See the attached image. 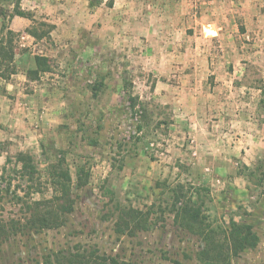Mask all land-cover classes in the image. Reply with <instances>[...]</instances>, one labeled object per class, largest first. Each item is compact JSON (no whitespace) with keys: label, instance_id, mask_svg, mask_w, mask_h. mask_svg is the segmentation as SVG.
<instances>
[{"label":"rangeland","instance_id":"1","mask_svg":"<svg viewBox=\"0 0 264 264\" xmlns=\"http://www.w3.org/2000/svg\"><path fill=\"white\" fill-rule=\"evenodd\" d=\"M17 2L33 17L0 15V39L4 22L17 33L16 73L0 76V94L39 101L18 107L9 132L0 124V264H45L77 249L128 264H201L202 237L167 211L150 230H115L118 207H164L157 183L178 182L209 187L216 232L237 222L258 233L228 264H264V0H0V11ZM36 55L48 71L31 73ZM124 73L148 108L138 134L119 108ZM20 152L33 156V182ZM63 156L72 212L56 228H23L34 202L56 195L48 165Z\"/></svg>","mask_w":264,"mask_h":264},{"label":"trees","instance_id":"2","mask_svg":"<svg viewBox=\"0 0 264 264\" xmlns=\"http://www.w3.org/2000/svg\"><path fill=\"white\" fill-rule=\"evenodd\" d=\"M4 20L8 17L10 20L14 16L32 18L33 14L22 9L20 2H17L10 14L6 11H0ZM46 24L47 23H42ZM53 27V26H52ZM4 31L0 39V76L9 79L16 69L14 66V48L15 36L17 33L9 28L4 22L2 26ZM30 34L35 38H42L50 34L49 31L40 33L37 30H31ZM36 66L34 73L39 71H48L50 69L46 59L42 55L35 56ZM120 111L131 118V128L138 134L150 124L148 108L138 95L133 92V82L129 79L127 73L123 76V91L121 96ZM140 141V136H135ZM92 146L98 145L97 139H90ZM123 143L119 147L123 149ZM3 152L0 141V155ZM152 156V155H151ZM17 161L21 163V174L29 181H35L38 172L34 163L33 156L20 152L17 155ZM245 168H249L245 165ZM82 172V173H81ZM84 169L78 172V183L81 184ZM48 174L51 184L56 190L53 198L45 201H35L32 207L30 217L27 219L23 228L39 230L44 228H56L64 224L66 215L72 212L74 208V199L72 198L73 177L69 166L66 163L65 156L61 157L55 163L48 165ZM157 187L163 190L158 195L167 194L166 205L153 203L147 210L134 207H118L117 221L115 223L116 232L126 235H135L138 231H147L157 224L159 219L152 215L158 212L166 211L174 215V221L181 227L188 229L200 235L205 242V246L197 253V259L201 264H228L233 257L239 256L247 248H254L259 243V235L248 224H239L233 222L231 229L226 234L216 232L210 225L208 215L206 214V204L211 201L210 189L207 186L186 185L178 182L176 185L169 183H157ZM157 207V209L154 208ZM157 210V211H156ZM7 232L5 224L0 223V236ZM55 258V262L53 260ZM45 264H128L120 261L115 256L100 254L97 250L59 251L47 257Z\"/></svg>","mask_w":264,"mask_h":264},{"label":"crops","instance_id":"3","mask_svg":"<svg viewBox=\"0 0 264 264\" xmlns=\"http://www.w3.org/2000/svg\"><path fill=\"white\" fill-rule=\"evenodd\" d=\"M11 86L13 85L11 84ZM14 100H17V101L15 102ZM14 100H10L6 98L5 96H3L2 94H0V124L2 121H3V124L5 122V125L3 126L6 127V131L9 130L7 128L8 126L13 128V121L17 117V115H19L18 107H21V109L23 110L26 107V103L29 104L35 101H39V98H38V95L34 94L32 95V97L28 96V97H25V99L24 98L21 99L20 97H18L17 99H14ZM11 106H13L12 109H10Z\"/></svg>","mask_w":264,"mask_h":264},{"label":"water","instance_id":"4","mask_svg":"<svg viewBox=\"0 0 264 264\" xmlns=\"http://www.w3.org/2000/svg\"><path fill=\"white\" fill-rule=\"evenodd\" d=\"M212 32H213L214 35L217 34V31L214 30V29H206V33H212Z\"/></svg>","mask_w":264,"mask_h":264}]
</instances>
